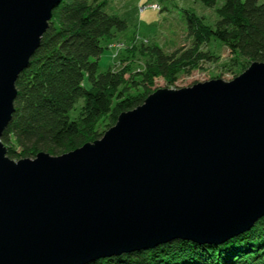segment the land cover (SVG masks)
Wrapping results in <instances>:
<instances>
[{
	"label": "water",
	"instance_id": "obj_1",
	"mask_svg": "<svg viewBox=\"0 0 264 264\" xmlns=\"http://www.w3.org/2000/svg\"><path fill=\"white\" fill-rule=\"evenodd\" d=\"M58 3L0 0V264H89L248 231L264 216V62L157 89L68 153L6 156L15 82Z\"/></svg>",
	"mask_w": 264,
	"mask_h": 264
},
{
	"label": "trees",
	"instance_id": "obj_2",
	"mask_svg": "<svg viewBox=\"0 0 264 264\" xmlns=\"http://www.w3.org/2000/svg\"><path fill=\"white\" fill-rule=\"evenodd\" d=\"M200 3L213 8L217 0ZM105 5L103 0H59L52 11L38 49L15 82L14 111L1 135L9 159L17 154L33 158L41 152L58 156L100 139L121 113L143 104L155 79L171 80L213 60L210 51L201 50L211 41L240 55L245 63L236 64L242 71L253 62H264V2L224 0L212 26L189 13L192 47L184 52L165 55L157 46L142 47L152 58L143 69L108 68L99 73L98 60L110 39L128 27L125 20L106 13ZM126 70L131 73L127 79ZM134 88L135 94L130 92ZM80 99L83 104L71 120L69 111ZM89 264H264V216L220 244L176 239Z\"/></svg>",
	"mask_w": 264,
	"mask_h": 264
},
{
	"label": "rangeland",
	"instance_id": "obj_3",
	"mask_svg": "<svg viewBox=\"0 0 264 264\" xmlns=\"http://www.w3.org/2000/svg\"><path fill=\"white\" fill-rule=\"evenodd\" d=\"M103 1L106 4L104 11L125 20L128 27L125 32L117 33L110 39L108 49L103 51L98 60L99 73L105 72L108 68L120 71L130 67L132 72L143 69L147 59L150 60L151 57L148 58V53H144L142 47L157 46L165 55L184 52L192 47V39L187 28L189 13L203 18L205 24L212 26L217 20L216 9L222 5L224 0H217L213 8L203 6L200 0ZM260 1L264 2V0ZM151 5L159 8H151ZM117 44H121V47H117ZM102 45L106 46V41ZM201 50L210 51L215 58L211 61H202L197 70L179 73L171 80L155 79L150 89L151 94L161 88H187L213 79L229 82L244 72L240 70L241 66L236 64L245 63L244 59L240 55H233L221 43L211 41L209 45L201 47ZM130 74L126 70L125 78H129ZM133 75L135 76V73ZM135 79L139 80L137 77ZM86 85L88 87L87 83ZM137 91L136 88L130 89V92L134 94ZM82 104L83 100H78L75 107L69 111L71 120L77 117ZM20 159L24 158L17 154L12 160Z\"/></svg>",
	"mask_w": 264,
	"mask_h": 264
},
{
	"label": "built area",
	"instance_id": "obj_4",
	"mask_svg": "<svg viewBox=\"0 0 264 264\" xmlns=\"http://www.w3.org/2000/svg\"><path fill=\"white\" fill-rule=\"evenodd\" d=\"M150 7H151V8H154V9H158V8H159V7L156 6V5H151ZM117 47H121V44H119V45L117 44Z\"/></svg>",
	"mask_w": 264,
	"mask_h": 264
}]
</instances>
